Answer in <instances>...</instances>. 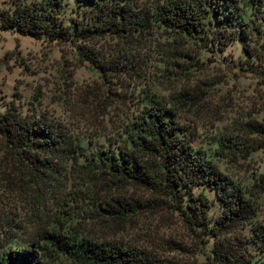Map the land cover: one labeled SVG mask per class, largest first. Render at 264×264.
I'll use <instances>...</instances> for the list:
<instances>
[{
	"label": "trees",
	"instance_id": "obj_1",
	"mask_svg": "<svg viewBox=\"0 0 264 264\" xmlns=\"http://www.w3.org/2000/svg\"><path fill=\"white\" fill-rule=\"evenodd\" d=\"M11 1L0 9L2 29L74 44L79 56L96 69L101 79L138 77L144 66L143 53L158 28L216 49L240 40L246 53L255 37L260 40L259 53H255L259 63L256 72L264 76V0H248L251 20L246 23H242L233 0ZM96 39H109L118 46L112 49L114 57L104 58L102 51L91 46ZM107 93L125 99L135 97L131 103L134 111L116 136L107 140L109 145L91 151H86L58 122L5 103L0 111V142L15 159L12 173L18 172L17 178L10 179L13 174L7 173V179L18 191L50 186L62 193L66 174L76 164L83 170L77 171L81 175L94 179L105 175L115 189L132 184L152 192L176 212L194 237L212 239L206 249V264H245L251 259V264H264V224L253 220L255 201L264 197V176H257L250 187L239 186L193 150L192 133L177 117L178 97H173L169 105L145 89L134 94L131 90L108 89ZM246 130L264 136L263 123L247 122ZM236 145L231 136L219 142L225 153L232 152ZM2 162L4 167L11 164L6 156ZM195 185L212 190L219 206L215 217L208 216L209 200L201 190L194 195L188 193L184 202L183 194ZM104 197L96 198L91 205L118 222L128 220L129 213L141 204L136 198L117 193ZM4 224L2 238L9 230L20 228L10 221ZM245 226L247 234L241 232ZM249 243L257 247L254 258L247 249ZM2 245L0 264H44V259L59 255L81 264H165L144 246L65 235L44 227H38L16 247L1 249Z\"/></svg>",
	"mask_w": 264,
	"mask_h": 264
},
{
	"label": "rangeland",
	"instance_id": "obj_2",
	"mask_svg": "<svg viewBox=\"0 0 264 264\" xmlns=\"http://www.w3.org/2000/svg\"><path fill=\"white\" fill-rule=\"evenodd\" d=\"M11 2L0 0V9ZM232 2L242 23L251 20L248 0ZM255 41L252 37L248 53L242 50L240 40L216 49L158 28L143 53L139 76H113L107 81L79 56L74 44L0 27V111L7 102L21 112L34 111L63 125L73 139L91 151L109 145L107 140L116 136L134 111L131 103L135 97L125 99L107 93L108 89L131 90L133 94L145 89L169 105L173 97H178L177 117L192 133V149L233 183L250 187L257 176H264V136L246 130L247 122L264 124V76L256 72L259 63L255 53H259L260 40ZM93 44L104 58L114 57L112 49L118 48L109 39H96ZM229 136L235 139L237 148L225 153L219 142ZM3 156L11 163L7 167ZM14 160L0 142V229H5L4 221L20 227L9 230L4 238L0 232L1 249L18 246L38 227H44L65 235L144 246L165 264H206V249L212 239L194 237L176 212L152 192L132 184L115 189L105 175L99 179L81 175L77 171L83 170L76 164L66 174L62 193L50 186L18 191L6 176L15 169ZM12 174L9 179L18 177V172ZM200 190L209 200L208 216L215 217L218 202L205 186H192L183 194L184 202L188 193L194 195ZM115 193L141 203L124 222L91 205L96 198ZM253 220L264 224V197L255 201ZM241 232L249 233L248 227ZM247 249L254 258L255 244H247ZM43 261L81 264L66 255Z\"/></svg>",
	"mask_w": 264,
	"mask_h": 264
}]
</instances>
